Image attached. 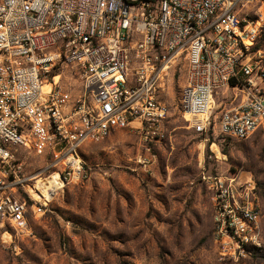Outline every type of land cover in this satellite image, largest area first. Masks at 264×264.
Returning <instances> with one entry per match:
<instances>
[{"label":"built area","instance_id":"1","mask_svg":"<svg viewBox=\"0 0 264 264\" xmlns=\"http://www.w3.org/2000/svg\"><path fill=\"white\" fill-rule=\"evenodd\" d=\"M257 1L0 0V222L21 228L62 186L87 180L84 143L128 126L145 142L162 138L167 108L156 89L180 55L179 102L195 131L235 139L264 131V68L246 55ZM60 60L82 76L80 110L66 111L68 96L51 74ZM221 88L240 102L217 107ZM19 149L45 165L26 170ZM200 180L221 256L259 245L255 180L208 172Z\"/></svg>","mask_w":264,"mask_h":264},{"label":"rangeland","instance_id":"2","mask_svg":"<svg viewBox=\"0 0 264 264\" xmlns=\"http://www.w3.org/2000/svg\"><path fill=\"white\" fill-rule=\"evenodd\" d=\"M250 19L255 31L246 55L262 69L264 0L252 6ZM186 67L184 56L176 57L156 89V99L167 108L164 136L145 142L128 126L84 143L80 155L87 180L62 186L21 228L0 222V264H264V131L244 139L195 131L179 102ZM51 74L58 75L68 96L66 111L80 110L83 82L77 67L60 60ZM231 92L221 88L216 106L239 103L241 96ZM16 153L30 172L45 165L43 156L29 150ZM202 172L257 183L260 242L247 246L244 255L219 253Z\"/></svg>","mask_w":264,"mask_h":264},{"label":"trees","instance_id":"3","mask_svg":"<svg viewBox=\"0 0 264 264\" xmlns=\"http://www.w3.org/2000/svg\"><path fill=\"white\" fill-rule=\"evenodd\" d=\"M234 82H231V84H233Z\"/></svg>","mask_w":264,"mask_h":264}]
</instances>
